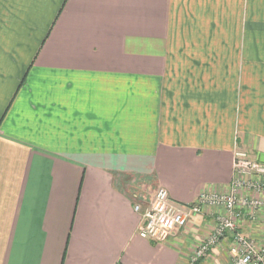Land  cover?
<instances>
[{
	"label": "crops",
	"instance_id": "obj_1",
	"mask_svg": "<svg viewBox=\"0 0 264 264\" xmlns=\"http://www.w3.org/2000/svg\"><path fill=\"white\" fill-rule=\"evenodd\" d=\"M237 150L264 164V0H0V264H186L221 209L156 245L128 186L186 207Z\"/></svg>",
	"mask_w": 264,
	"mask_h": 264
},
{
	"label": "built area",
	"instance_id": "obj_2",
	"mask_svg": "<svg viewBox=\"0 0 264 264\" xmlns=\"http://www.w3.org/2000/svg\"><path fill=\"white\" fill-rule=\"evenodd\" d=\"M233 178L226 193L201 195L195 203L182 207L174 203L163 187L149 196L132 193V209L139 217L137 236L152 244L168 243L185 229L190 219L201 213L202 207L222 208L226 217H216L213 232L195 248L187 264H199L212 249L228 236L233 264H264V244L258 246L241 233L236 222L250 224L261 221L264 226V164L237 150L233 159Z\"/></svg>",
	"mask_w": 264,
	"mask_h": 264
},
{
	"label": "rangeland",
	"instance_id": "obj_3",
	"mask_svg": "<svg viewBox=\"0 0 264 264\" xmlns=\"http://www.w3.org/2000/svg\"><path fill=\"white\" fill-rule=\"evenodd\" d=\"M145 184V185H144ZM155 189H157V187L154 185V183L151 181V180H147V181H145V182H143L142 181V179H140V178H136L135 180H132V182L130 183V185L128 186V193L131 195L132 193H137V192H139L140 194H142V196H144V197H147V196H149V194H151ZM174 202V201H173ZM175 203V202H174ZM219 209H221V210H223L222 208H220L219 207ZM221 210H217L218 212H217V217H226V213H224L223 214V212L221 211ZM220 211H221V213H220ZM224 212H226L225 210H224ZM195 217V216H194ZM261 218H264V215L261 217ZM263 220V219H262ZM239 223L240 222H236V224H237V226L239 227ZM263 229H264V226H263ZM178 235V234H177ZM177 235H175V236H177ZM175 236H173V237H175ZM209 236V235H208ZM207 236V237H208ZM221 241H223V240H221ZM221 241L219 242V244L221 243ZM169 242V241H168ZM166 244V243H165ZM218 244V245H219ZM262 244H264V241L262 242ZM217 245V246H218ZM217 246H215V247H217ZM260 246H262V245H259V247ZM214 247V248H215ZM232 247V245H230L229 246V258L228 259H226L227 261H226V263L225 264H233V261H234V255H233V253L230 251V248ZM213 248V249H214ZM212 249V250H213ZM192 256V255H191ZM190 256V257H191ZM189 257V258H190ZM186 264H187V262H186Z\"/></svg>",
	"mask_w": 264,
	"mask_h": 264
}]
</instances>
